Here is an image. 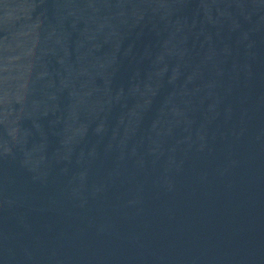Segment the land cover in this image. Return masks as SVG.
<instances>
[{"label": "water", "instance_id": "obj_1", "mask_svg": "<svg viewBox=\"0 0 264 264\" xmlns=\"http://www.w3.org/2000/svg\"><path fill=\"white\" fill-rule=\"evenodd\" d=\"M0 264H264V0H0Z\"/></svg>", "mask_w": 264, "mask_h": 264}]
</instances>
